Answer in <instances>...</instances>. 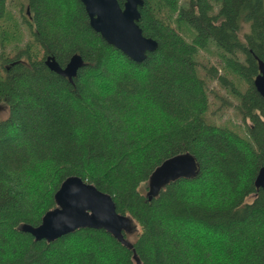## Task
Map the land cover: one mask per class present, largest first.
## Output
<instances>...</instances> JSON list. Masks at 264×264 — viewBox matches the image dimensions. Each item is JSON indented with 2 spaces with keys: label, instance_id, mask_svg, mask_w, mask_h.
I'll return each instance as SVG.
<instances>
[{
  "label": "trees",
  "instance_id": "obj_1",
  "mask_svg": "<svg viewBox=\"0 0 264 264\" xmlns=\"http://www.w3.org/2000/svg\"><path fill=\"white\" fill-rule=\"evenodd\" d=\"M139 12L158 46L135 62L89 26L80 0H0V264H135L104 230L50 243L21 231L41 223L73 175L132 220L134 240L124 237L140 264H264V191L254 185L264 98L253 85L264 0H143ZM74 54L84 65L72 81L44 63ZM213 81L237 99L246 135L207 120ZM183 153L197 174L149 200L150 174Z\"/></svg>",
  "mask_w": 264,
  "mask_h": 264
},
{
  "label": "water",
  "instance_id": "obj_2",
  "mask_svg": "<svg viewBox=\"0 0 264 264\" xmlns=\"http://www.w3.org/2000/svg\"><path fill=\"white\" fill-rule=\"evenodd\" d=\"M88 16L89 26L110 45L119 49L135 62H142L148 52L154 51L158 43L143 35L137 24L139 7L143 0H80ZM45 65L69 81L84 65L79 54L72 55L64 66L55 57L48 55ZM258 72L253 78L256 91L264 98V62L257 60ZM198 172L195 158L188 153L177 154L165 159L150 174L147 197L152 199L159 190L181 177H194ZM254 185L264 191V165L255 176ZM54 209L46 212L41 223L32 227L22 225L21 231L31 235L34 241L54 242L62 236L81 229L104 230L121 245L133 252L135 264H140L133 245L124 237L134 232L132 220L117 213L110 194L79 176H68L54 193Z\"/></svg>",
  "mask_w": 264,
  "mask_h": 264
},
{
  "label": "rangeland",
  "instance_id": "obj_3",
  "mask_svg": "<svg viewBox=\"0 0 264 264\" xmlns=\"http://www.w3.org/2000/svg\"><path fill=\"white\" fill-rule=\"evenodd\" d=\"M12 4L20 2L23 3L25 0H11ZM25 6V5H24ZM14 12V9H13ZM15 13V12H14ZM18 18V15H16ZM22 29V26H20ZM21 42L27 38L26 32L22 31ZM19 41V40H18ZM199 60L201 62H211L213 65H217L218 72L221 73L220 66L218 65L219 61L214 56V54L206 51H201L199 53ZM231 80L236 83L238 88L242 89L243 82L236 80L235 77L229 76ZM209 87L211 88L209 94V114L206 115L207 120L210 123L220 124V125H227L233 130H236L240 135H246V126L249 121H243L240 116L237 114L234 106L237 103V99L233 97L227 90L221 87L218 82L213 81L209 83ZM223 99L224 101H221ZM251 198V197H250ZM128 240L132 242L134 240V235H130Z\"/></svg>",
  "mask_w": 264,
  "mask_h": 264
}]
</instances>
